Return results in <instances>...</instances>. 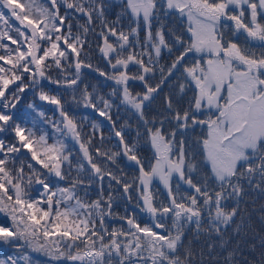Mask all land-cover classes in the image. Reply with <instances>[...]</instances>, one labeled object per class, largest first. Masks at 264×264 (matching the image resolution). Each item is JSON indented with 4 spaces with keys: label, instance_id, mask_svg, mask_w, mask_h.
I'll list each match as a JSON object with an SVG mask.
<instances>
[{
    "label": "snow or ice",
    "instance_id": "6c2138e0",
    "mask_svg": "<svg viewBox=\"0 0 264 264\" xmlns=\"http://www.w3.org/2000/svg\"><path fill=\"white\" fill-rule=\"evenodd\" d=\"M248 190L264 194V0H0V264H264Z\"/></svg>",
    "mask_w": 264,
    "mask_h": 264
},
{
    "label": "trees",
    "instance_id": "16d2710c",
    "mask_svg": "<svg viewBox=\"0 0 264 264\" xmlns=\"http://www.w3.org/2000/svg\"><path fill=\"white\" fill-rule=\"evenodd\" d=\"M39 3H44L45 0H38ZM18 23V22H17ZM13 35H15V33H12ZM96 58L94 60L95 63H98L100 65V67H104V63L103 61H101L99 59L98 54H95ZM86 82L88 83H99V85L101 84L99 77L97 76L96 73H89L86 77ZM32 99V93H28V100L30 101ZM21 108V112L27 108V103L26 102H22L21 105H18V109ZM79 115H84L87 117H95L96 114L93 113L91 110L88 109H78L77 110ZM35 191L33 192V195H35ZM120 202H122V200H120ZM125 205H121L120 209L118 211H120L121 213H123V209H124ZM129 208L130 211L135 210L137 212L138 217L144 221L147 222L148 217L142 213L139 212L138 209L136 208H132L130 206H127ZM242 208H246L247 212L251 214L252 216V220L254 221V227L259 231V230H264V221L261 220V213L262 211H264V194H261L258 191L255 190H248L247 194L245 196V202H243L241 204ZM0 222H4V217L0 216ZM112 223H118L113 221ZM192 232L191 230L187 233V236H191ZM14 254V250L11 248H7V247H0V258L5 257L6 255H12ZM35 256V258L37 260L40 261V264H51V263H55L54 261L49 260L47 257H44L41 254H33Z\"/></svg>",
    "mask_w": 264,
    "mask_h": 264
},
{
    "label": "rangeland",
    "instance_id": "374dc122",
    "mask_svg": "<svg viewBox=\"0 0 264 264\" xmlns=\"http://www.w3.org/2000/svg\"><path fill=\"white\" fill-rule=\"evenodd\" d=\"M20 109V111H21V108H19ZM26 109V108H25ZM24 109V110H25ZM23 110V111H24ZM22 111V112H23ZM21 112V113H22ZM128 117V116H127ZM117 117H114V119H116ZM121 121H123V119H120ZM201 129L200 128H197V129H195L194 131H192V132H190V133H188V135H189V137H190V139H189V144L191 145V147L193 148V150L194 151H199V147L197 146V145H195V144H192V140H194L196 137H198L199 135H200V133H201ZM104 132H106V131H104ZM144 150H147V152L148 153H146V152H142V155H145V156H147V157H151V153H152V150L148 147V145H144L143 147H142ZM122 164H124L125 165V171H129L128 170V167L126 166V162H123L122 161ZM185 191H187V189L185 188L184 189ZM90 196H96V193H94V192H90ZM125 206H129V204H124ZM51 264H56V262L55 263H51Z\"/></svg>",
    "mask_w": 264,
    "mask_h": 264
},
{
    "label": "flooded vegetation",
    "instance_id": "af4514ba",
    "mask_svg": "<svg viewBox=\"0 0 264 264\" xmlns=\"http://www.w3.org/2000/svg\"><path fill=\"white\" fill-rule=\"evenodd\" d=\"M169 23H171L173 25V27H175V23H176L175 21H169Z\"/></svg>",
    "mask_w": 264,
    "mask_h": 264
}]
</instances>
